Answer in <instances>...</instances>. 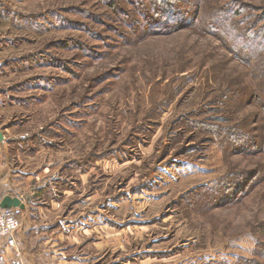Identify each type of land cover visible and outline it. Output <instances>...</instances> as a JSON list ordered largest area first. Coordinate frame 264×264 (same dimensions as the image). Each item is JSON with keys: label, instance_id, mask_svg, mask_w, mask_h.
<instances>
[{"label": "rangeland", "instance_id": "rangeland-1", "mask_svg": "<svg viewBox=\"0 0 264 264\" xmlns=\"http://www.w3.org/2000/svg\"><path fill=\"white\" fill-rule=\"evenodd\" d=\"M0 133L70 264H264V0H0Z\"/></svg>", "mask_w": 264, "mask_h": 264}, {"label": "crops", "instance_id": "crops-1", "mask_svg": "<svg viewBox=\"0 0 264 264\" xmlns=\"http://www.w3.org/2000/svg\"><path fill=\"white\" fill-rule=\"evenodd\" d=\"M0 144H1V141H0ZM3 168L4 166L2 165L0 167L1 175L4 173V171L2 172ZM6 194H9V193H6ZM11 195L19 196L22 199V201L25 203L26 205L25 208H27V204L21 192L16 193V194H11ZM25 212H26L25 209H23V214L20 218L21 219V229L18 232L17 237H16L17 246L25 262L27 264H70L71 261L66 259L68 258L66 251H53V249L56 248V246L58 245L56 242L50 243L51 237H49L50 239L41 240V238L44 235L42 233H38L37 236L39 238L36 237L38 240V243L34 241L35 236L30 235V231H32L33 229V227H31L30 225L32 221L25 220V216H24L26 214ZM32 232H34V230ZM13 251H14L13 248L8 246L5 239H0V254L3 255L4 264H9L10 259L13 257Z\"/></svg>", "mask_w": 264, "mask_h": 264}, {"label": "built area", "instance_id": "built-area-1", "mask_svg": "<svg viewBox=\"0 0 264 264\" xmlns=\"http://www.w3.org/2000/svg\"><path fill=\"white\" fill-rule=\"evenodd\" d=\"M23 209L20 207L3 208L0 205V239H5L8 246L13 248V257L9 264H27L17 246V234L21 229V216Z\"/></svg>", "mask_w": 264, "mask_h": 264}, {"label": "water", "instance_id": "water-1", "mask_svg": "<svg viewBox=\"0 0 264 264\" xmlns=\"http://www.w3.org/2000/svg\"><path fill=\"white\" fill-rule=\"evenodd\" d=\"M3 135L0 133V141H2ZM1 207L11 208L20 207L25 209L26 205L19 196L6 195L0 202Z\"/></svg>", "mask_w": 264, "mask_h": 264}, {"label": "trees", "instance_id": "trees-1", "mask_svg": "<svg viewBox=\"0 0 264 264\" xmlns=\"http://www.w3.org/2000/svg\"><path fill=\"white\" fill-rule=\"evenodd\" d=\"M2 199H3V198H2ZM2 199H1V200H2ZM1 200H0V202H1Z\"/></svg>", "mask_w": 264, "mask_h": 264}]
</instances>
